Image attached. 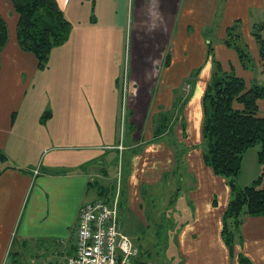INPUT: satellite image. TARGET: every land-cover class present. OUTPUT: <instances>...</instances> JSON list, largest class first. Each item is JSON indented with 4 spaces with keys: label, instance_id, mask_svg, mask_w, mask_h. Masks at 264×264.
Segmentation results:
<instances>
[{
    "label": "crops",
    "instance_id": "0c3cea01",
    "mask_svg": "<svg viewBox=\"0 0 264 264\" xmlns=\"http://www.w3.org/2000/svg\"><path fill=\"white\" fill-rule=\"evenodd\" d=\"M56 1L72 25L60 46V71L53 78L57 83L59 76V88L54 91L44 77L51 71V61L56 63V60L48 56L46 65L40 68L31 52L19 48L18 14L10 0H0V15L8 29V39L0 54V150L6 156L0 171V264H24L22 258L26 254L31 258L30 264H56L71 255L79 209L86 201L102 196L99 191H107L106 196L117 195L118 212L122 205L126 207L125 218L119 220L118 215L123 231L122 224H136L139 219L144 222L146 205L139 201L137 189L129 188L133 173L139 171L145 177L140 182L147 181L151 196L161 197L164 191L175 188L170 180L167 185L156 184L164 174L172 178L177 174L182 178L184 174L188 180L185 188L194 218L178 229L175 226L167 229H174L182 264H238V252L253 264L264 261V216L260 215L244 216L240 237L234 243V255H229L220 236L229 188L224 177L214 174L203 162L201 149L188 148L181 159L171 154L170 147L164 144L150 147L151 154L146 149L142 154H131L126 164L129 182L125 188H129V193L123 204L120 189L124 154L119 152L127 145L115 141L117 110L113 81L118 84V66L115 59H110L108 68L107 62L104 64L94 55V48L98 46H94L98 41L92 27L99 20L96 10H93L96 18L89 20L85 13L86 17L74 13L73 5L79 0ZM262 7L264 0H135L136 17L131 19L135 34L147 33L154 37L142 45L148 50L140 51L138 44L132 43L134 58L128 71L130 123L138 121L136 117L141 118L142 125L135 127L138 130L143 127L145 131L147 124L150 128L145 138L149 139L152 134V116L147 123L149 113L159 108L169 111L175 104L178 108L183 98L186 122L193 118L195 111V125L202 126V98L213 71V61H218L223 70L233 69L246 82L256 72V67L243 68L236 51L223 39L227 26L241 18V36L245 30L242 40L253 57H259L249 29L252 12ZM104 11L110 22L114 10L109 7ZM215 19L216 27L212 28ZM79 29L82 30L79 34H73ZM213 32L215 39L211 37ZM208 42L211 53L207 51ZM188 79L195 82L192 84ZM180 87L183 95L178 90ZM52 93L57 102L59 95V109L51 103ZM45 95L50 96L48 105L41 102ZM45 105L49 113L44 117ZM182 131L183 135L177 132L179 138L190 142L188 146L193 144L191 139L197 134L192 138L191 128L188 132ZM66 139L81 143L43 145L47 141ZM158 149L159 153L154 154ZM180 160L185 162L183 174L178 171ZM112 178L118 181L116 191ZM218 190L222 191L221 208L215 204ZM163 198L165 195L164 201ZM175 201L168 193V208L172 209L169 214L179 223L181 212L174 211Z\"/></svg>",
    "mask_w": 264,
    "mask_h": 264
},
{
    "label": "rangeland",
    "instance_id": "374dc122",
    "mask_svg": "<svg viewBox=\"0 0 264 264\" xmlns=\"http://www.w3.org/2000/svg\"><path fill=\"white\" fill-rule=\"evenodd\" d=\"M132 3V6H131ZM111 7V11L114 10V15L112 17V20L109 22V17L105 13V8ZM93 10H96L97 12V18L99 19L95 24H92V27L94 28V35H95V41L94 46L98 45L94 48V55L101 58L102 62L106 64L109 68L108 61L110 59H115L117 66H118V84L117 82L113 81V86L116 84V91L114 93L115 99H116V121H115V134H116V143H122L123 145H127V147L119 152V154H124L122 157L123 161V173L124 177L122 179L121 184V200L123 201V204L126 203L127 196L129 193V188L137 189V195L139 198V201H141L142 204H144L145 211L144 212V219L143 222L142 219H139L140 222L136 224H129L125 225L122 224V227L124 228L125 234L128 235V237L131 240V243L133 247L136 248L137 254L140 253L141 257L145 260H157V262H160L162 264H182L183 257L180 254L179 249V241L174 238L175 232L174 229L171 228L169 231H167L168 227H177V229L181 226H183L185 223L192 221L194 218V209L190 203V199L188 197L187 189L185 188L186 183L188 182L187 178L184 177L185 172V162H180V168L178 171L182 173V178L179 177L177 174L173 178L169 176V174H164L165 176L156 182L159 186L167 185L168 180L171 181L172 184H174L175 188H179V191H175V188L172 190H169L171 192L164 191L160 196H151L150 190H148V183L146 180H142L140 182L141 178H145L143 173L134 172L132 176V185L126 189L125 186H127L129 182L128 178V169L126 167L127 164V158L131 154H142L144 150L146 149L150 153V147H155L156 145L164 144L168 147H170L171 154H177L178 159H181L182 154H185L186 150L188 148L194 147L199 149H203L205 146V138L202 136L201 132V125H195L196 124V112L194 111L193 118L190 119V121L187 123L186 118L183 116V105L184 100L181 98V101L179 103V107L177 108V104L174 105V108L169 111H163L160 108L158 110H153V112L149 113L147 116V123L149 122V119L152 116V134L151 138L146 139L145 134L147 136L149 135V128L146 124L145 131H143V127H138L139 130L136 128L139 125H142L141 118H138V121L135 120L133 124L130 123V109H129V95L127 96L126 100L124 101L123 110L120 107V100L122 98V87H123V81L124 78L129 77V65L131 62V58H134V55L132 56V43H137L139 46V50H148V47H144L145 43L151 39V37H154L152 34L144 33L140 35L137 33L135 34V25L132 22L134 20V17H136L137 8H135V0H79L77 4L73 5V11L77 16L80 17H88L89 20H91V17H95ZM132 10V12H131ZM131 12V15H130ZM85 13L86 16H83ZM253 17V18H252ZM251 21L252 22H258L262 21L264 22V7L257 10L256 12H252ZM133 18V20H131ZM75 19H77L75 17ZM68 20V19H67ZM78 20V19H77ZM69 21V20H68ZM212 28L216 27V22ZM241 24L242 19L240 18ZM70 28L72 23L69 21ZM250 30V29H249ZM82 30H76L73 32V34L77 35ZM244 29L242 36L244 35ZM87 33V32H85ZM214 32L211 34L212 39H215ZM143 38V39H142ZM245 38V37H244ZM242 38V39H244ZM243 43L244 40H242ZM141 44V45H140ZM246 44V43H245ZM61 44L55 45L50 53L49 57L51 56V59L56 60V63L51 61V71H48L44 78H46L51 85V88L58 89L59 88V76L57 83L54 82V77L56 74V71H60V56L62 49L60 48ZM247 46V44H246ZM248 48V46H247ZM250 51V50H249ZM252 51V50H251ZM88 52H86L87 54ZM251 56L253 58V63L256 66V72L254 69L253 77L248 78L247 77V83L249 81H257L262 82L264 81V72H260L258 68H261L259 57L256 58L253 57L252 52ZM257 64H259L257 66ZM231 66V65H230ZM111 68V65H110ZM233 68V66H232ZM236 69V68H235ZM237 70V69H236ZM238 72V70H237ZM104 73H109L108 71H105ZM246 76L248 74L246 73ZM192 84L195 82V80L188 79ZM128 83V81H127ZM194 89V87L192 88ZM130 90V89H129ZM180 94H182L183 90L180 87ZM41 102H45L46 105L50 103V96L45 95V99ZM55 96L51 95V103L53 107H56L59 109V95H58V102L56 104ZM56 104V106H55ZM43 108L42 111L44 113V117L46 114L49 113V110ZM121 109V111H120ZM45 110H47L45 112ZM123 112V113H122ZM122 113V117H121ZM258 114L264 115V99L259 101V109ZM59 115V110H58ZM143 117V116H142ZM201 117L203 120V110L201 112ZM121 119H123V122L121 123ZM198 121H200V116ZM136 126V127H135ZM157 126H160V129L157 130ZM192 129V138L196 134V138L191 139L193 141V144L188 146L190 142H185L183 140L184 137L179 138L178 133L184 134L182 129L188 132L189 129ZM136 131V132H135ZM140 131L141 134L138 133ZM147 131V132H146ZM146 132V133H145ZM96 141V140H95ZM62 144V145H76L80 144L81 142H77L76 140L72 139H66L61 140L59 142H45L47 147L56 145V144ZM260 148V144L256 143L252 146L247 147L244 152L242 153L241 158V167L240 171L235 179V182L238 186L243 187L245 185H249L253 179H255L261 172L262 165L258 161L257 152ZM159 153V149L154 152V154ZM180 156V157H179ZM119 163H121V156L118 157ZM163 176V175H162ZM161 177V176H160ZM131 180V179H130ZM111 184L113 185L114 189L118 183L116 182V178H112ZM140 182V183H139ZM138 184V186H137ZM218 186V185H217ZM217 186H214L215 188ZM169 188V187H168ZM113 189V191H114ZM116 191V189H115ZM139 191V192H138ZM172 197V199H175L177 203V207H175V212H181V222H176L173 220V216L169 214L171 212V208H168V202H167V195ZM160 195V193H158ZM165 195L164 201L162 200V196ZM230 197V193H229ZM228 197V199H229ZM216 202L215 204L218 206L217 208H221V203L223 202L222 197V191L218 190L216 192L215 196ZM218 201V203H217ZM143 206V208H144ZM126 214V207L124 205L121 206L118 215L119 220L124 219ZM175 215V214H174ZM137 218V217H136ZM139 218V217H138ZM179 218V217H175ZM136 220V219H135ZM175 223V224H174ZM139 225V226H138ZM144 225V226H143ZM136 227H138L139 231L137 232ZM142 227V228H141ZM136 232V233H135ZM237 232V231H236ZM240 233V229L238 234ZM237 236V235H236ZM238 237V236H237ZM150 257L151 259L147 258ZM31 259L29 254H26L25 257L22 258V262L28 264L29 260ZM142 259V260H143ZM158 264V263H157Z\"/></svg>",
    "mask_w": 264,
    "mask_h": 264
},
{
    "label": "trees",
    "instance_id": "16d2710c",
    "mask_svg": "<svg viewBox=\"0 0 264 264\" xmlns=\"http://www.w3.org/2000/svg\"><path fill=\"white\" fill-rule=\"evenodd\" d=\"M10 1L18 14L17 44L21 50L31 52L38 67L43 68L51 49L67 39L69 21L56 0ZM240 27V18L234 19L227 26L223 41L236 51L243 68L256 67L242 42ZM250 33L258 46L260 72H264V22H252ZM7 39V24L0 15V54ZM207 51L212 52L209 42ZM260 99H264V81L247 83L233 69L223 70L218 61H213V71L202 98L201 132L205 138L202 159L214 174L224 177L229 188L230 197L222 214L220 236L230 256L234 255V243L240 237L238 232L244 216H264V115L258 114ZM256 143L260 144L257 156L262 165L261 172L249 185L240 187L235 179L240 171L242 153ZM5 161L6 156L0 150V171ZM98 193L102 195L100 197L107 195V191ZM236 257L238 264H253L242 252ZM142 259L138 253L132 262L160 263ZM258 264H264V261Z\"/></svg>",
    "mask_w": 264,
    "mask_h": 264
},
{
    "label": "built area",
    "instance_id": "2783aa9c",
    "mask_svg": "<svg viewBox=\"0 0 264 264\" xmlns=\"http://www.w3.org/2000/svg\"><path fill=\"white\" fill-rule=\"evenodd\" d=\"M122 84L120 107L123 110L130 93L128 77ZM136 256V248L119 225L118 198L114 195L82 204L75 228L74 251L56 264H142L132 262Z\"/></svg>",
    "mask_w": 264,
    "mask_h": 264
}]
</instances>
